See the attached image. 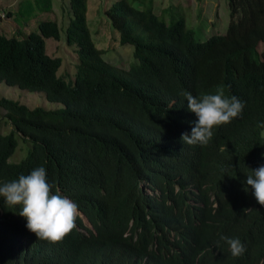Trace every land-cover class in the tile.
<instances>
[{
    "label": "trees",
    "instance_id": "1",
    "mask_svg": "<svg viewBox=\"0 0 264 264\" xmlns=\"http://www.w3.org/2000/svg\"><path fill=\"white\" fill-rule=\"evenodd\" d=\"M138 1L103 7L117 41L133 46L124 67L95 43L87 0H68L65 40L77 61L67 81L45 48L44 37L59 35L55 18L21 36L0 32V80L62 101L29 107L0 96L11 123L0 132V185L43 166L79 211L63 242L49 243L0 197V264H264V206L246 185L264 165V0H227L225 30L204 38L182 14L166 20L152 0ZM218 89L242 113L207 146L184 144L197 117L182 93ZM15 132L30 146L10 161ZM221 235L239 238L245 254L233 257Z\"/></svg>",
    "mask_w": 264,
    "mask_h": 264
},
{
    "label": "rangeland",
    "instance_id": "2",
    "mask_svg": "<svg viewBox=\"0 0 264 264\" xmlns=\"http://www.w3.org/2000/svg\"><path fill=\"white\" fill-rule=\"evenodd\" d=\"M111 0H87V20L90 25L91 35L95 43L103 48V57L119 66L127 67L134 60L133 46L129 42L119 43L114 41L117 29L114 28L103 11V7ZM148 2V0H141ZM140 2L133 0L134 4ZM153 7L166 20L171 15L182 14L184 25L189 27L195 37L204 38L213 32H223L226 28L229 9L227 0H152ZM0 9L5 11L0 17V32L6 34L23 35L29 29L36 28L39 18L52 17L58 23L59 35L57 38L46 36L45 48L49 54H57L61 62L57 73L63 74L65 80L73 78L77 56L73 44L65 40V24L70 12L68 0H0ZM10 9V13L6 11ZM264 45V41L260 46ZM18 99L27 106L42 105L56 107L62 105L60 100L48 99L43 90L29 89L17 84L0 80V96ZM11 129V123L6 118L4 110L0 107V132ZM264 132V127L262 129ZM17 143L8 155V160L17 161L22 158L29 146L30 140L15 132ZM87 222L86 218L83 216ZM88 223V222H87Z\"/></svg>",
    "mask_w": 264,
    "mask_h": 264
},
{
    "label": "clouds",
    "instance_id": "3",
    "mask_svg": "<svg viewBox=\"0 0 264 264\" xmlns=\"http://www.w3.org/2000/svg\"><path fill=\"white\" fill-rule=\"evenodd\" d=\"M182 95L188 109L197 117L191 134L185 132L181 136L182 142L188 145L207 146L214 136L213 129L230 124L244 108L237 97L225 96L223 89L200 97L191 92ZM246 185L254 191L257 203L264 206V165L247 174ZM54 187L47 179L46 169L41 166L28 175L21 174L18 179L0 185V197L6 206H20L18 214L26 218L27 229L38 239L61 243L76 228L79 211L70 198L58 191L54 193ZM220 239L227 243L233 257L239 258L247 251L239 238L221 235Z\"/></svg>",
    "mask_w": 264,
    "mask_h": 264
},
{
    "label": "built area",
    "instance_id": "4",
    "mask_svg": "<svg viewBox=\"0 0 264 264\" xmlns=\"http://www.w3.org/2000/svg\"><path fill=\"white\" fill-rule=\"evenodd\" d=\"M5 11L3 9H0V17L3 16Z\"/></svg>",
    "mask_w": 264,
    "mask_h": 264
},
{
    "label": "crops",
    "instance_id": "5",
    "mask_svg": "<svg viewBox=\"0 0 264 264\" xmlns=\"http://www.w3.org/2000/svg\"><path fill=\"white\" fill-rule=\"evenodd\" d=\"M27 2H28V0H27ZM114 38H115L114 41L117 40L116 37H114ZM98 46H99V45H98Z\"/></svg>",
    "mask_w": 264,
    "mask_h": 264
}]
</instances>
